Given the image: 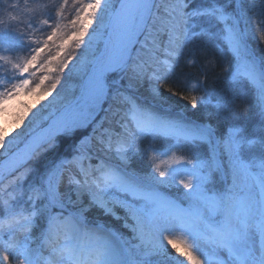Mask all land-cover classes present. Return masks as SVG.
<instances>
[{
	"label": "snow or ice",
	"instance_id": "snow-or-ice-1",
	"mask_svg": "<svg viewBox=\"0 0 264 264\" xmlns=\"http://www.w3.org/2000/svg\"><path fill=\"white\" fill-rule=\"evenodd\" d=\"M67 4L68 0L59 5L56 0H24L23 6L19 0L0 3L4 9L0 14V61L11 64L20 77L25 73L29 76L19 82L15 76L0 79V84L11 85L0 92V104L21 91H32L29 84L35 73L30 72L31 66L40 63L38 71L51 70L53 59H59L64 51L61 31L67 26L61 21ZM77 5L71 23L74 27L79 23L73 32L78 37L87 32L84 19L103 27L113 7L111 0H74V7ZM21 7L26 10V20L14 14ZM256 8L254 0H122L119 11L113 9V53L102 55L91 65V76L83 85L85 103L55 121L19 163L26 167L41 151L56 148L60 136H70L85 127H91V133L73 146L70 158L47 166L29 189L24 190L20 183L28 171L13 176L8 184H0V264H184L185 260L187 264H264V56L257 58L249 46L256 37L264 43V20L255 18ZM37 19L51 29L43 41L32 39L40 31ZM218 33L231 57L223 67L225 79L255 91L259 123L250 128L236 123L241 112L247 111L242 108L246 103L243 92L214 95L208 91L206 72L183 77L176 73L181 59L185 66L196 69V52L206 51L197 47V42ZM57 39L61 43L56 46V55L41 57L46 48L51 53L49 41ZM25 42L32 53L30 58L14 63L7 53L25 48ZM33 44L39 47H31ZM82 44L87 46L77 39L74 46L80 48ZM67 67V62L61 61L57 70ZM108 73L121 74L118 79H126L127 87L151 80L153 99L165 103L161 89L171 96L182 89L180 99L191 108L211 105L214 111L210 115L229 123L217 134L209 124L187 125L180 119L161 116L125 96L121 91L125 85L115 80L110 84ZM47 79L49 76L44 75L35 87L41 88ZM55 89L53 82L51 89L43 90ZM97 108L104 113L99 122ZM157 134L172 137L176 143L165 152L144 146L148 136ZM197 141L207 144L214 156L217 148L227 156L232 183L225 193L209 194L206 183L211 165L177 155L184 142ZM11 143H6L0 129V147L7 152ZM93 147L114 154L118 163L93 164ZM138 154L146 156L152 165L147 178L134 177L123 167ZM176 181L187 190L185 196L191 201L188 208L158 191L159 186ZM128 197L143 203L133 204ZM118 207L132 221L124 225L130 227V239L90 221L87 215L99 209L120 219L115 211ZM169 247L184 260L173 257Z\"/></svg>",
	"mask_w": 264,
	"mask_h": 264
},
{
	"label": "rangeland",
	"instance_id": "rangeland-1",
	"mask_svg": "<svg viewBox=\"0 0 264 264\" xmlns=\"http://www.w3.org/2000/svg\"><path fill=\"white\" fill-rule=\"evenodd\" d=\"M115 1L116 0H111V5L113 7L112 9L109 10V14L105 16L103 27L98 28L95 21L89 23L87 19H84L83 22L87 25V32L83 37L73 36V32L80 27L79 23L75 25V27L74 26L71 27L68 33H65L64 29H62V31L66 35L64 41H66L68 47L71 43L75 44L77 39H82L83 41H85L87 46L82 44L80 48H76L75 54L73 53V56H71L68 53L69 51L67 47L64 46L63 55L60 56L59 59H57V61H54V64L50 66L51 70L49 71L46 70L41 72L38 71L39 68L36 67L37 70L35 75L36 78L31 79V82L29 84V87L32 88L31 92L27 90L21 91L17 93L13 98L6 100L3 104H0V129L4 130L6 143L7 141H12V143L8 146L7 152H5L4 148L0 147V157H3L4 159L8 155V152L11 149L16 148L24 137L32 136L33 134H35L42 125H44L53 117L58 115V119H60L66 113L71 112L72 110L78 108L79 106H82L85 103L83 85L85 81L91 76V65L96 60H98L102 52V47L105 37L106 35L109 34L108 27L111 21V16L113 14V9L115 8L114 7ZM39 2L48 3V0H39ZM157 2H159V0H157ZM0 3H2L1 0ZM20 10L21 8L16 9V11L18 12H20ZM3 12L4 9L2 8L1 13L3 14ZM51 15L53 16V11ZM54 15H55V11H54ZM23 18L24 20L28 18L26 10H23ZM75 18H76V14H73L72 20H74ZM35 23L40 28V30L42 29L51 30L46 25H40L38 19L35 21ZM64 23H65V18H64V22L61 21L62 26ZM243 26L244 25L242 21L241 27ZM65 29H67V27ZM93 29H95V31H93ZM61 36H63L62 32H61ZM110 37L112 41V49L114 50V46L116 44V38L113 32V27L111 29ZM224 43L227 45L225 40ZM74 44H73V49L75 48ZM17 60L19 59H15V62ZM61 61H66L68 67L64 68L63 71L60 72L57 69ZM181 61L184 62L183 59H181ZM59 72L62 73V75L58 77L57 73ZM85 73H87V75H85ZM44 75L49 76V79L47 80L50 84L56 82L55 90L45 92L43 89H51V86H47V87L42 86L39 89L36 88L35 85L30 86L31 84L40 81V78H42ZM120 75L121 74L119 73H108V81L111 84L115 80L117 83L125 85V87L121 89V91L124 93L125 96L129 97L130 99L136 100L138 104L144 107L154 109L153 111H155L156 113L160 112L164 117L172 118V119H180L187 125H195L193 123V119L188 118L183 110L176 109L169 102L165 103L163 101L153 99L152 90H151L152 89L151 80L144 79L139 82H133L132 87H127L128 81L126 79L123 80L118 79ZM19 78L20 80L29 78L28 73H25L23 77L19 76ZM113 86L115 87V85ZM193 94L198 96L197 93H193ZM188 105L191 107L190 104ZM105 107H107V105H105ZM103 117H104V113L100 111L99 108H97L96 110L97 122H99ZM186 119L189 120L191 124L188 123ZM105 127H112V126L105 124ZM91 131H92L91 127H85L77 130L76 132H80L82 134V135L79 134L81 135L79 138L80 140L82 137L90 134ZM157 136L173 139L172 137L159 135V134H157ZM170 148L171 147H163L159 152L168 151ZM72 149L74 150V148ZM179 152L180 151L177 152V155H179ZM71 155L72 153L60 154L57 152L53 155L52 162L59 161L60 159L70 158ZM141 157L144 159L145 162L143 171L138 169L139 172H136L133 169H131L130 166L131 159L128 161L126 165H123V167L127 170V172L130 175L143 179V178H147L152 173V165L146 156L142 154ZM161 159H166V158L162 157ZM91 160L93 164L100 163L101 161H107L113 164L118 163V161H116L114 158V154L100 151L95 147H93L91 152ZM218 162H220L221 164L219 165ZM205 164L211 165L213 169L212 172L215 169H217L218 166L224 168L223 174L226 181V186L224 188L225 190L224 193H225L232 183L231 168L228 163L227 156L222 155L220 149L217 148V152L215 153V156L212 154L209 163L205 161ZM21 167L22 166H19L14 170H11L3 175H0V178H2L0 179V184H8L9 180L13 176H19L20 174L17 173ZM20 183L23 185L24 190L29 189L31 187L30 185L33 184L32 182L31 183L26 182V178L24 179L22 178L20 180ZM239 184L240 181L238 180V185ZM158 191L163 197L167 198L168 200L176 202V204H178L182 208H188L191 204V201L185 196V192L187 190L184 189L183 186L178 181L163 186H159ZM237 191H239V187L237 188ZM73 198H74V194H73ZM173 198L177 200H181L183 203H178ZM131 203L142 204L143 202L131 200ZM115 211L117 215L120 216V219H116L115 217L112 216L115 223H118L116 226L117 227L116 232L123 235L126 239H130L132 236L130 227H125L124 225L126 222L129 225H131L132 223L131 219L126 216V213L123 208L118 207L115 209ZM170 250L173 251L172 252L173 254H177L171 247L168 248V251ZM184 264H187L186 260L184 261Z\"/></svg>",
	"mask_w": 264,
	"mask_h": 264
},
{
	"label": "trees",
	"instance_id": "trees-1",
	"mask_svg": "<svg viewBox=\"0 0 264 264\" xmlns=\"http://www.w3.org/2000/svg\"><path fill=\"white\" fill-rule=\"evenodd\" d=\"M3 2V0H1ZM24 0H19V3L21 6H23ZM36 0H30V3H34ZM244 0L242 1V3ZM254 2L257 5V8L255 9L256 16L255 18L257 20H264V14H261V9H264V0H254ZM56 3L63 4V0H56ZM76 7H79L78 5L74 7V0H68L67 7L64 9V15L63 17L65 18V23L63 24L67 26L62 27L64 29L65 33H68L70 31V28L73 27L71 21H72V16L73 14H76ZM234 7V5H233ZM246 7V4H245ZM2 7H0V14L1 13ZM23 7H21L20 12L14 10V14L23 18ZM52 13V12H51ZM251 15V13H249ZM53 16L54 11H53ZM64 18L62 22H64ZM23 27V25H22ZM51 30H46L42 29L38 32H35L34 35L32 36V39H39L41 41L47 39V34ZM218 31V30H217ZM63 37L66 38V35L63 31ZM72 34V33H71ZM222 35L219 33L217 34L216 37L214 38H208L204 37L200 41L197 42V47H204L206 51H197L196 56H197V68L196 69H191L188 68L187 66L184 65V62L180 61V66L176 68V73L178 76H187L192 73L204 71L207 73V88L208 91L212 94H228L229 96H234L239 92H243V97L246 101L242 105V108H246V112H241L239 115L238 120L236 123L238 124H243L247 127H251L253 124H258L259 123V117L257 115L256 111V95L255 91L251 89V86H246L245 88L241 89L240 86L235 85L231 83L229 80L225 79L224 73H223V67L227 66V61L231 58L230 53L227 50V47L225 43L223 42ZM61 43V40L57 39L55 42L49 41V45L51 47V53H49V49H45L44 52L41 53V57H49V56H55L56 55V46ZM64 46L67 47L68 53L73 56V53L75 54L76 47L73 49V44L71 43L69 47L66 44V41L63 42ZM26 47L23 49H19L16 51H13L11 53H7V55H10L13 62L15 63V59H19L20 61H23L24 59H28L31 56V51L28 48L27 44L28 42H25ZM75 45V44H74ZM249 46L252 49L254 55L259 58L264 56V43L260 42L259 38L256 37L252 40L249 41ZM31 47H39V45H31ZM64 53L61 52L60 56H62ZM70 56V57H71ZM54 61H57V59H53L52 65L54 64ZM206 62L208 63V67L204 68V64ZM36 67L40 68V63H37L33 66L30 67V72L35 73L36 75ZM51 69V67H50ZM49 71V70H47ZM42 72V71H41ZM40 72V74H41ZM61 72V71H60ZM57 73V76L59 77L62 75V73ZM15 76L16 81L20 80L19 78V73L16 72L15 69L12 68L11 64H4L3 61H0V79L4 77L11 78ZM36 78L31 77L30 79ZM203 78V77H201ZM40 81L35 82L31 84L30 86H34L38 84ZM182 79L177 81V84H181ZM42 86H51V84L48 82V80L44 81V84ZM11 85L10 84H0V92L5 91L6 89H10ZM163 97L166 99L167 102H169L173 107L179 110H183L185 112V115L188 118H192L193 121L198 122L200 124H209L212 126V128L219 134L221 131H224L226 129V125L229 123L227 121H224L222 118L216 117L214 115H210L214 111V109L209 105L206 109L199 107L197 109L191 108L186 100L180 99V95L184 94L182 89L179 90L177 96H171L169 92H167L164 89H161ZM199 96V93H197ZM13 98V97H12ZM9 100V99H8ZM237 103L240 104L241 101L237 100ZM81 134L80 132H75L70 136H60L58 137L57 140V147L54 149H51V151H41L39 157L37 159L32 160L26 167L23 166L19 171L18 174H21L25 171H28V174L23 177L26 178V182H32L34 184H37V182L40 179V176L43 174L45 168L50 165V163L53 161V155L55 153H66V154H71L73 152V146L77 144L79 141ZM30 136H26L22 139V141L18 144L20 146L21 144L25 143L28 141ZM176 143V140L173 139H168V138H161L158 136H148L144 140V146H154L158 151H161L163 147H171ZM15 148L11 149L9 153H12ZM217 152V150H216ZM213 154V150L205 143L202 142H184V147L182 149V152H179V155H184L187 158L193 159V160H202V161H207L209 163V160H211ZM142 154L134 155L131 157V169H133L136 172H139L138 169L143 171L144 169V159L141 157ZM3 159V157H0V161ZM219 165L221 164L218 162ZM219 168V169H218ZM224 168L221 166H218L217 169H215L213 172L211 171V175L208 177L209 180H207L206 183V188L209 191V194H220V191H223L225 186H226V181L225 177L223 174ZM209 171V169L206 167L205 172ZM218 174V175H217ZM211 177V178H210ZM30 185V184H29ZM30 185V186H32ZM116 196H122L120 193H116ZM175 201L179 203H183L181 200H177L173 198ZM128 200L131 202V199ZM88 218L90 221H93L94 223H99L103 224L108 228H111L115 231H117V224L113 220V217L110 215H104L102 211L100 210H95L92 209L88 214ZM173 257H175L177 260H184L182 256L179 257L177 254H173L172 250L169 251ZM167 264H173L172 261H168Z\"/></svg>",
	"mask_w": 264,
	"mask_h": 264
},
{
	"label": "bare ground",
	"instance_id": "bare-ground-1",
	"mask_svg": "<svg viewBox=\"0 0 264 264\" xmlns=\"http://www.w3.org/2000/svg\"><path fill=\"white\" fill-rule=\"evenodd\" d=\"M112 23H113V20H111V22L109 23V32H111ZM141 40H143V38ZM110 42H111V37H110V34H109V39L107 40V43H106V45L104 46V48L102 50L101 56L104 55V54H112L113 49H112V45H111ZM136 47H137V49H139L140 45L138 44ZM141 55H143V53H141ZM131 100L136 102V100H134V99H131ZM43 128H41L31 138V140L29 142H27L25 145L21 146L16 151H14L10 155H8L5 159L2 160V162L0 164V175H3L6 172H9L12 169H14V168H16V167H18L20 165L19 162L25 156L26 152L28 150H30V148L33 147L35 145V143L39 142L40 136H41V133H42L41 131L43 130Z\"/></svg>",
	"mask_w": 264,
	"mask_h": 264
}]
</instances>
